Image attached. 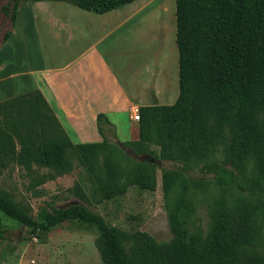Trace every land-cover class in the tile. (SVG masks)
<instances>
[{"label":"trees","instance_id":"1","mask_svg":"<svg viewBox=\"0 0 264 264\" xmlns=\"http://www.w3.org/2000/svg\"><path fill=\"white\" fill-rule=\"evenodd\" d=\"M135 1L11 0L3 13L14 27L18 9L28 2H63L105 14ZM175 26L178 96L171 105L139 107L138 140L123 143L136 156L149 153L172 163L161 169L165 198L177 190L167 207L171 239L123 233L78 204L45 212L38 222L0 189V240L1 215L41 232L78 221L97 229L102 264H264L258 250L264 224V0H175ZM97 129L101 143L75 145L39 91L0 102V176L16 164L28 175L45 169L44 181H52L72 172L74 158L90 164L115 132L104 114L97 115ZM105 158L110 182L123 176L155 190L154 165L128 158L131 166L120 172L111 155ZM250 183L258 192L246 194ZM211 186L234 189L241 198L231 206L218 197L209 205L206 232L192 230V197Z\"/></svg>","mask_w":264,"mask_h":264},{"label":"rangeland","instance_id":"2","mask_svg":"<svg viewBox=\"0 0 264 264\" xmlns=\"http://www.w3.org/2000/svg\"><path fill=\"white\" fill-rule=\"evenodd\" d=\"M10 2L11 0H0V59L4 63L9 61L10 66L16 69L30 68L35 65L36 60H39L38 56L44 51L46 40L48 42V37L56 28L51 26V21H47L48 17H44L43 12L51 8L35 6L30 2L21 6L19 9L21 12L25 11L26 16L36 12L42 14L41 16L38 14L37 19L34 16L28 20L21 17L14 38L4 46L7 41L4 39L5 35L12 33L14 28L11 25L10 15L3 13V7ZM138 4L141 5L140 7L147 8L139 15L142 19L139 34H134V38L132 37L136 44L142 41H154L155 37L160 40L163 35L159 31L164 18L163 12L165 17L171 13L168 33L172 32L169 38V49L172 53V66H174L175 0H138ZM135 5L129 6L127 11L133 9ZM64 6L70 11H80L68 4ZM157 6L159 8H156ZM65 9H59V11L67 13ZM158 20L160 27H156V24L153 26L152 23ZM57 30L64 32L61 27ZM129 41V39L126 41L127 50H131L132 44ZM117 128L114 135H108L107 149L91 159L90 164L89 162L79 163L74 158L72 172L52 181H44L47 173L45 169L37 170V174L28 175L20 166L9 164L0 176V189L9 193L12 199L38 222L42 221L45 212L50 213L53 209L78 204L99 214L109 225L123 233L133 234L140 231L147 233L157 242H168L171 239V233L168 227L167 207L174 201L177 190H172L168 198H165L161 169L172 168L173 165L171 162L156 161L149 153L136 156L132 149L123 145L126 141H131V137L126 134V130L120 129V125ZM137 140L138 137L132 141ZM150 148L158 151L155 146ZM108 155L112 156L120 172L131 166L128 158L154 165L156 167L155 190H142L132 182L127 183L123 176L114 177L111 183L105 165V157ZM195 174L200 175V173ZM124 185H127V188L123 194L113 193L112 195V192ZM247 189L249 190L246 194L251 190L258 192V187L253 183L248 184ZM220 196H225L231 206L241 198L234 189L223 190L213 186L205 192H197L193 195L194 212L190 224L192 230L206 232L209 224V205ZM261 198L264 201V196ZM1 217L5 233L0 240V264H102L95 247L98 231L94 227L78 221H65L49 232H41L33 231L4 215ZM258 250L264 255V224Z\"/></svg>","mask_w":264,"mask_h":264},{"label":"crops","instance_id":"3","mask_svg":"<svg viewBox=\"0 0 264 264\" xmlns=\"http://www.w3.org/2000/svg\"><path fill=\"white\" fill-rule=\"evenodd\" d=\"M34 4L51 8H43V13L56 28L33 67L16 69L9 61L4 63L0 59V102L39 91L75 145L103 141L97 129L98 114L106 115L115 132L120 125L132 141L139 134L138 123L132 118L135 110L175 102L178 56L176 60L175 45V65L172 66L169 49L172 32L168 33L171 13L165 17L163 12L160 40L155 37L154 41L136 44L133 36L139 34L142 25L139 15L147 8L140 7L138 0L105 14L76 7L80 11H70L63 2ZM134 4L135 7L127 11ZM24 12L17 11L13 31L4 46L14 38L21 17L37 19V15L42 14L26 16ZM155 24L160 27L159 20L152 23ZM60 27L66 33L58 31ZM128 39L131 50H127Z\"/></svg>","mask_w":264,"mask_h":264},{"label":"built area","instance_id":"4","mask_svg":"<svg viewBox=\"0 0 264 264\" xmlns=\"http://www.w3.org/2000/svg\"><path fill=\"white\" fill-rule=\"evenodd\" d=\"M133 120L138 122L139 121V113H138V110H135L134 111V115H133Z\"/></svg>","mask_w":264,"mask_h":264}]
</instances>
